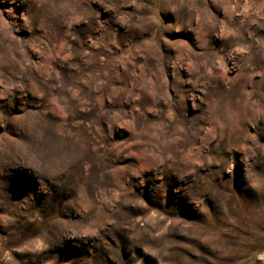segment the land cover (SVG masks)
<instances>
[{
	"label": "clouds",
	"instance_id": "clouds-1",
	"mask_svg": "<svg viewBox=\"0 0 264 264\" xmlns=\"http://www.w3.org/2000/svg\"><path fill=\"white\" fill-rule=\"evenodd\" d=\"M256 7L0 0V259L233 264L264 240V13L241 11ZM172 196L192 215H169ZM134 204L194 238L129 230Z\"/></svg>",
	"mask_w": 264,
	"mask_h": 264
},
{
	"label": "rangeland",
	"instance_id": "rangeland-1",
	"mask_svg": "<svg viewBox=\"0 0 264 264\" xmlns=\"http://www.w3.org/2000/svg\"><path fill=\"white\" fill-rule=\"evenodd\" d=\"M255 3L259 5L260 0H255ZM243 15H247V11H252L254 15L259 18V16L264 13V8L256 7L254 9L241 10ZM215 15V13H213ZM225 15V10L221 9V15L217 17V19H223ZM227 15H232V11L228 10ZM241 17H233V19H242ZM4 21H7L9 24L11 21L8 20L7 15L3 16V19L0 20V25L3 24ZM253 28L256 26L253 25ZM223 32V29H221ZM257 32H264V29H257ZM227 35V33H225ZM251 181L255 185H264V175L259 172H253L251 175ZM133 207L138 208V214L135 216H130V219L133 221H139L134 225H129V230L132 227L147 228L154 233H160V235L168 237V241L174 245H184V240H176L175 236H184L185 240L189 238H194L189 235H186V226L192 224L193 222H189L184 220L179 216H168L166 213L162 212L160 209L152 208L151 206L143 207L139 205H132ZM164 209L167 211L169 215H182L184 218H188L192 215V211L189 206L185 203V201L177 196H172L169 200L165 201ZM248 239H251L250 237ZM122 243H124L122 241ZM32 246L34 248H39L40 241L36 240L32 242ZM188 248H192L191 245L187 246ZM71 249L66 250V254H71ZM196 250L193 249V252ZM138 255H142V253L138 252ZM157 264H162V261H166L167 257L163 256V250L156 253ZM189 261H191V256L188 257ZM8 260V255L0 259V264H6ZM145 264H154L152 258L145 256L144 257ZM195 264V262H193ZM233 264H264V240H252L251 243H246L239 247L236 250L235 257L233 260Z\"/></svg>",
	"mask_w": 264,
	"mask_h": 264
}]
</instances>
